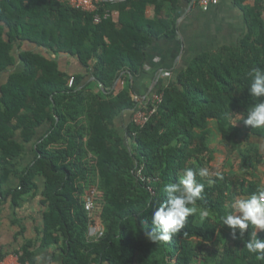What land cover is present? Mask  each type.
Returning a JSON list of instances; mask_svg holds the SVG:
<instances>
[{
	"label": "trees",
	"instance_id": "obj_1",
	"mask_svg": "<svg viewBox=\"0 0 264 264\" xmlns=\"http://www.w3.org/2000/svg\"><path fill=\"white\" fill-rule=\"evenodd\" d=\"M179 1L126 0L108 6L117 12L115 22L94 24L92 15L55 1L0 0V188L16 175L28 145L34 155L17 186L0 189V199L16 207L40 192L45 207L37 242L10 252L19 264L36 263L35 245L58 248L62 264H264L245 247L252 227L233 239L220 225L229 202L254 191L234 192L229 175L212 172L209 129L215 126L227 149L242 137L264 140V128L243 122L254 102L246 73L264 69V0L244 9L248 31L237 48L196 56L174 81L156 87L163 99L146 125L138 129L131 121L130 78L141 74L152 40L173 35ZM63 59L70 60L68 70ZM118 80L121 89L114 88ZM238 155L245 174L262 157L253 145ZM185 168L207 170L196 179L204 185L198 204L209 217L190 216L171 241L154 244L140 222L152 227L164 185L177 182ZM88 192L97 197L92 223L104 228L96 242L87 240ZM218 241L219 251L211 247Z\"/></svg>",
	"mask_w": 264,
	"mask_h": 264
},
{
	"label": "crops",
	"instance_id": "obj_2",
	"mask_svg": "<svg viewBox=\"0 0 264 264\" xmlns=\"http://www.w3.org/2000/svg\"><path fill=\"white\" fill-rule=\"evenodd\" d=\"M255 5L256 0H220L218 5L203 11L194 0L191 2L180 0L179 17L173 28V35L152 40L146 50V63L141 74L134 79L130 78L131 95L145 98L154 91L156 86L162 85L163 82L169 84L198 55L216 52L221 48H237L248 31L244 9L255 8ZM152 13L150 8L148 16L152 17ZM63 60L65 62L62 63V67L68 70L70 60ZM47 128L48 126L39 128L34 141L38 140ZM257 146H259L257 147L258 150L260 149L259 152L262 153L261 148H264L262 147L264 144ZM31 147L28 145L25 154L16 161V175L9 177L8 181L0 188L2 191L17 186L19 171L34 158ZM213 161L216 162V159ZM232 162H227L224 173L235 180L239 174L243 173L239 164L240 159L239 167L235 166L234 169L230 166ZM215 166L220 167L222 164ZM250 174L251 171L245 176L249 177ZM254 183L250 180L246 181L243 190L256 191L258 187L264 186V178L260 185ZM232 189L235 190L234 192L242 190L234 185ZM44 210L40 192L33 197L22 198L16 207L10 203L9 199L6 201L0 199V254L3 255L2 262L4 264H19L17 256L10 252L19 248L26 241L37 242L36 232L42 227L41 213ZM260 233L262 232H257V234ZM215 244L216 246H214ZM215 244L211 245L212 249L219 251L222 243L218 241ZM34 256L35 264H62L61 253L55 246L40 248L35 245Z\"/></svg>",
	"mask_w": 264,
	"mask_h": 264
},
{
	"label": "clouds",
	"instance_id": "obj_3",
	"mask_svg": "<svg viewBox=\"0 0 264 264\" xmlns=\"http://www.w3.org/2000/svg\"><path fill=\"white\" fill-rule=\"evenodd\" d=\"M249 78L247 92L253 99L248 107L243 122L253 129L264 128V69L253 67L248 70ZM206 169L199 172L192 168H185L178 181L164 185L166 199L156 205L153 214L149 217L152 227L144 229V236L154 244H167L173 236L184 228L190 216H197L200 222L209 217V210L198 204L202 200L204 185L197 182V175L207 176ZM222 178V177H221ZM149 201L145 210L151 207ZM220 225L231 229L233 239L237 237V230L242 237L250 227L253 228L251 238L245 247L250 255L258 261H264V238H258L257 232H264V186L247 196H237L229 202L225 214L219 216Z\"/></svg>",
	"mask_w": 264,
	"mask_h": 264
},
{
	"label": "built area",
	"instance_id": "obj_4",
	"mask_svg": "<svg viewBox=\"0 0 264 264\" xmlns=\"http://www.w3.org/2000/svg\"><path fill=\"white\" fill-rule=\"evenodd\" d=\"M58 4L66 5L72 9L82 11L92 15L94 24H101L104 21H116L117 12L108 6H114L125 3L126 0H51ZM194 2L203 11H207L211 6L219 4L220 0H194ZM74 83V78L70 77L68 80V88H71ZM163 82L162 85H167ZM124 86L123 82L119 80L114 84V88L121 89ZM157 87V86H156ZM159 88V87H158ZM158 88L145 98L139 96H132V101L135 104V112L132 115L133 125L140 129L156 114L157 107L162 102L163 94L158 92ZM96 195L93 192H88L84 197V209L89 219V226L87 229V240L96 242L104 235V228L100 224H93V215L96 213ZM0 264H4L0 259Z\"/></svg>",
	"mask_w": 264,
	"mask_h": 264
},
{
	"label": "rangeland",
	"instance_id": "obj_5",
	"mask_svg": "<svg viewBox=\"0 0 264 264\" xmlns=\"http://www.w3.org/2000/svg\"><path fill=\"white\" fill-rule=\"evenodd\" d=\"M209 129L211 131V140H212L210 143V149L211 151H213L212 152L213 160L216 159V162L213 161V163H211V167L213 169L212 172L214 174L224 173V167L227 166V162L229 161L230 162L233 161L230 165L232 169H234L235 166L239 167L238 162H239L240 157L238 155V150H248L251 145H256V147H259L257 145L264 144V140L257 139L256 137H250L248 139H243L242 137L241 139L237 141V145L235 146V148L227 149L224 147L222 140H221V136L219 135L218 131L215 129V126L213 127V124H211ZM240 129H241L242 134L245 135L247 133V129L245 126H240ZM259 151L260 149L258 150V152ZM261 151L262 153L259 152V155L262 156L259 160L260 164L258 163L255 164L254 170L251 171V174L249 177L245 176V172L243 171V169H241L243 174L242 175L239 174V176L235 180H233V177L229 175L231 182L233 183L234 186L240 189H243L245 182L248 180L253 181L256 184L258 183V185L261 184L262 179L264 178V148H261ZM240 161L242 162L241 159ZM241 162L239 163L240 166H241ZM216 164H219V165L222 164V166L220 167L215 166ZM230 166L228 167V169L230 168ZM232 172L234 173V171Z\"/></svg>",
	"mask_w": 264,
	"mask_h": 264
},
{
	"label": "water",
	"instance_id": "obj_6",
	"mask_svg": "<svg viewBox=\"0 0 264 264\" xmlns=\"http://www.w3.org/2000/svg\"><path fill=\"white\" fill-rule=\"evenodd\" d=\"M99 87H101V85H99Z\"/></svg>",
	"mask_w": 264,
	"mask_h": 264
}]
</instances>
